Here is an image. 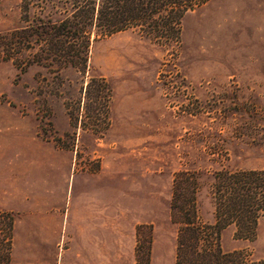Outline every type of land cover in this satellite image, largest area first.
<instances>
[{"label": "rangeland", "instance_id": "1", "mask_svg": "<svg viewBox=\"0 0 264 264\" xmlns=\"http://www.w3.org/2000/svg\"><path fill=\"white\" fill-rule=\"evenodd\" d=\"M19 3L0 0V34L24 25ZM20 61L0 56L9 264H75L83 242L69 226L80 210L91 264H174V176L194 173L212 223L215 173L264 170V0H209L183 17L174 49L134 30L102 39L84 73L30 51ZM233 231L222 232L224 252L264 259V218L253 242Z\"/></svg>", "mask_w": 264, "mask_h": 264}, {"label": "trees", "instance_id": "2", "mask_svg": "<svg viewBox=\"0 0 264 264\" xmlns=\"http://www.w3.org/2000/svg\"><path fill=\"white\" fill-rule=\"evenodd\" d=\"M208 1L20 0L24 25L0 34V56L24 61L30 51L38 64L84 73L94 43L129 30L174 49L183 17ZM172 188L170 218L177 225L174 264H264V259L255 261L243 251L224 252L220 245L222 232L230 227L234 240H255L258 222L264 218V170L215 173L210 188L212 223L199 214L194 173L178 172ZM12 227V220L0 226V264H9Z\"/></svg>", "mask_w": 264, "mask_h": 264}, {"label": "crops", "instance_id": "3", "mask_svg": "<svg viewBox=\"0 0 264 264\" xmlns=\"http://www.w3.org/2000/svg\"><path fill=\"white\" fill-rule=\"evenodd\" d=\"M84 216V211H77L75 213V215L73 216V218L71 219L70 222V232L72 233H76V234H81L80 238L82 239L83 244L79 245V248H77L76 254H75V258H76V262H74L75 264L79 263V264H91L92 263V255H93V249H90L89 244H85V238L84 235L90 232V229L88 230V227L84 224V217H80V216ZM66 218V230L68 229V224H69V218L68 216L65 215ZM63 220V219H62ZM64 223H65V219H64ZM70 249V248H69ZM66 250L62 253L61 255V259H63V257L67 254L70 253V251Z\"/></svg>", "mask_w": 264, "mask_h": 264}]
</instances>
